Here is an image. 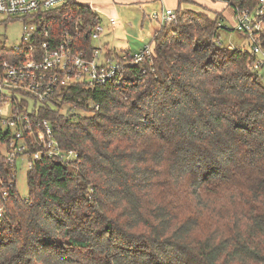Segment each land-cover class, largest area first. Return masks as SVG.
<instances>
[{
  "label": "trees",
  "instance_id": "obj_1",
  "mask_svg": "<svg viewBox=\"0 0 264 264\" xmlns=\"http://www.w3.org/2000/svg\"><path fill=\"white\" fill-rule=\"evenodd\" d=\"M177 2L150 61L31 106L77 159L32 160L28 140L22 199L9 185L15 166L0 156V264H264V85L249 51L221 47L220 13H183L188 0ZM185 14L194 21L183 24ZM99 21L70 1L42 22L53 44L67 31L90 57L87 29Z\"/></svg>",
  "mask_w": 264,
  "mask_h": 264
},
{
  "label": "built area",
  "instance_id": "obj_2",
  "mask_svg": "<svg viewBox=\"0 0 264 264\" xmlns=\"http://www.w3.org/2000/svg\"><path fill=\"white\" fill-rule=\"evenodd\" d=\"M70 1L79 3L78 0H0V15L19 17L23 25L20 44L9 46L7 42L0 41V156L11 166H15L18 157H28V140L34 144L32 160L47 157L67 163L77 159L75 152L60 148L47 120L31 117L33 104L49 103L53 99L58 101L62 96L55 99L56 95L73 85L89 89L105 86L117 78L125 66L131 67L152 58L150 45L133 54L107 57L100 45L93 44L92 53L87 57L83 51L75 50V39L67 31L63 32L59 43L53 44L48 27L42 22L43 16ZM215 1L225 5L228 2ZM231 8L234 30L250 43V53L254 56L248 67L251 71H258L264 66V47L260 41L264 31V0H259L257 6L250 9L238 5ZM151 19L163 28L174 25L177 16L173 10L164 9L153 12ZM111 23L113 25L114 21ZM102 32L100 24L87 29L91 42L98 40ZM7 99L10 100V111L5 118L3 107ZM21 104L26 105L22 111L18 107ZM91 107L98 108L97 105ZM8 131L12 136L10 140L3 137ZM30 167L28 161V169ZM15 177L10 186L15 185ZM6 197L7 194L3 193V202ZM3 212L4 205L0 203V218Z\"/></svg>",
  "mask_w": 264,
  "mask_h": 264
},
{
  "label": "rangeland",
  "instance_id": "obj_3",
  "mask_svg": "<svg viewBox=\"0 0 264 264\" xmlns=\"http://www.w3.org/2000/svg\"><path fill=\"white\" fill-rule=\"evenodd\" d=\"M40 1V0H34ZM101 6L107 5L108 2L102 0L98 1ZM191 2V3H190ZM220 3V1L208 0L207 4H201L194 0H188L185 7L181 10L187 12L189 10L196 13H202L208 17L214 18V12L212 4ZM104 3V5H103ZM120 2L113 3V6L117 12L119 21L118 25L114 26L107 24L108 17L104 15L98 8L94 7L98 12L100 25L103 28V32L100 34L99 39L92 41L94 46L98 45L99 42L102 46L110 48L115 47L116 52H129L131 54L139 52L145 46L151 43V32L157 28V23L154 22L150 15L153 11L159 10L160 6L158 3L148 4V5H129L125 6L119 4ZM212 3V4H211ZM111 5V3H109ZM225 6V5H224ZM170 10L171 8H164ZM173 10V9H171ZM224 10V11H223ZM220 13V17L223 19L222 25L228 30H220L219 32V42L221 47H227L229 49L238 48L244 49L246 51H251L250 43L245 40L242 35L235 32L232 23V8L230 5H226ZM113 12V11H112ZM216 15V14H215ZM194 16L190 14H185L182 19V23H192L194 21ZM176 24H174L175 26ZM169 27H165V33L169 34ZM160 29V27H159ZM23 36V25L19 17H11L0 15V41L7 42V45L14 46L21 42ZM145 41V44L141 40ZM152 47L153 45L150 44ZM125 50V51H123ZM257 75L260 78L261 83L264 85V66L257 71ZM31 102H33L31 100ZM71 111L69 106L63 107V111ZM74 112L75 109H72ZM10 111V100L7 99L5 106L3 107L4 117L7 118ZM16 177L14 180L15 186L17 188L18 194L22 199L27 197V171H28V159L27 157H18L15 160Z\"/></svg>",
  "mask_w": 264,
  "mask_h": 264
},
{
  "label": "crops",
  "instance_id": "obj_4",
  "mask_svg": "<svg viewBox=\"0 0 264 264\" xmlns=\"http://www.w3.org/2000/svg\"><path fill=\"white\" fill-rule=\"evenodd\" d=\"M98 1H100V0H78V2H79V4H82V5H85V6H88L94 13H96L97 15H98V12L96 11V9L94 8V7H96V8H98V10L99 11H101L102 13H104V15H106L107 17H108V19H107V24L108 25H111L113 28H114V26H117L118 25V21H119V18H118V16L117 17H115L114 15H117V12H116V10H115V8H114V6H113V4H112V2L113 3H116V2H120L119 4H123V5H125V6H129V5H136V6H141V5H148V4H153V3H158L159 4V6H160V9L159 10H156V11H153V12H161L162 10H164V8L166 7V8H171V9H173V10H175L177 7H178V2H177V0H103L104 2L106 1V2H108V4L107 5H104V3H103V5L104 6H101L100 4L101 3H99ZM194 1H196V2H199V3H201V4H207V2H208V0H194ZM101 2H102V0H101ZM109 3H111V5L109 4ZM212 4V3H211ZM225 4L224 3H222V2H220V3H218V2H216V3H213L212 4V8H213V10H215V11H217V12H220V11H222L223 9H224V7L226 6H224ZM185 7V4H182L181 5V9L182 8H184ZM113 11V12H112ZM224 11V10H223ZM152 12V13H153ZM151 13V14H152ZM98 17H99V15H98ZM150 17H151V15H150ZM100 20V19H99ZM111 20H113L114 21V24L112 25V23H111ZM154 21V20H153ZM100 22V21H99ZM155 22V21H154ZM157 23V22H156ZM100 24V23H99ZM157 28H155L152 32H151V43L150 44H153V42H152V39H153V36H154V34L159 30V25H158V23H157ZM142 41V43H144L145 44V41L142 39L141 40ZM149 44V45H150ZM98 45H100L102 48H103V50H104V52L106 51V50H110V51H112V52H115V53H122V52H116V49H115V47H112V48H110V46H108L107 48L106 47H104V45L102 46V43L101 42H99V44ZM123 51H125V50H123Z\"/></svg>",
  "mask_w": 264,
  "mask_h": 264
}]
</instances>
